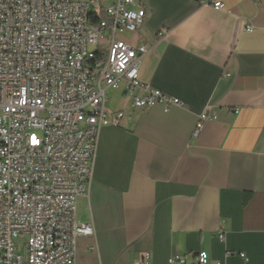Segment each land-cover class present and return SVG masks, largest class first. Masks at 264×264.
I'll return each instance as SVG.
<instances>
[{"label":"crops","instance_id":"crops-1","mask_svg":"<svg viewBox=\"0 0 264 264\" xmlns=\"http://www.w3.org/2000/svg\"><path fill=\"white\" fill-rule=\"evenodd\" d=\"M143 1L145 22L129 36L148 47L139 78L184 108L136 109L122 89L106 91L109 115L124 116L100 133L78 202L95 234L77 239L76 264L145 253L169 264L201 251L209 264H264V0H222L221 11Z\"/></svg>","mask_w":264,"mask_h":264},{"label":"built area","instance_id":"built-area-1","mask_svg":"<svg viewBox=\"0 0 264 264\" xmlns=\"http://www.w3.org/2000/svg\"><path fill=\"white\" fill-rule=\"evenodd\" d=\"M198 2L224 9L222 0ZM146 16L143 0H0V264H76L77 239L94 236L78 202L102 129L124 116L109 115L107 90L122 89L136 109L184 108L139 78L148 47L129 36ZM199 118L201 129L210 116ZM150 261L145 253L135 264ZM209 261L201 251L169 264Z\"/></svg>","mask_w":264,"mask_h":264},{"label":"rangeland","instance_id":"rangeland-1","mask_svg":"<svg viewBox=\"0 0 264 264\" xmlns=\"http://www.w3.org/2000/svg\"><path fill=\"white\" fill-rule=\"evenodd\" d=\"M25 241H26L25 236H20L16 241V244H17L20 252L23 251V246H24Z\"/></svg>","mask_w":264,"mask_h":264},{"label":"trees","instance_id":"trees-1","mask_svg":"<svg viewBox=\"0 0 264 264\" xmlns=\"http://www.w3.org/2000/svg\"><path fill=\"white\" fill-rule=\"evenodd\" d=\"M98 20H100L99 18H95V21L97 22ZM246 197V196H245Z\"/></svg>","mask_w":264,"mask_h":264}]
</instances>
